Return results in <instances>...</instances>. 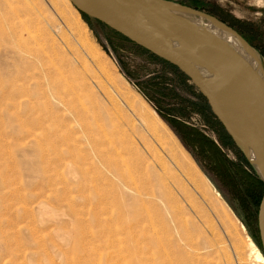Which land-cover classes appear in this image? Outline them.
Instances as JSON below:
<instances>
[{"label": "rangeland", "instance_id": "374dc122", "mask_svg": "<svg viewBox=\"0 0 264 264\" xmlns=\"http://www.w3.org/2000/svg\"><path fill=\"white\" fill-rule=\"evenodd\" d=\"M172 1L236 29L264 66V0ZM77 13L88 33L73 27ZM91 20L63 0H0V264H171L181 258L176 243L202 264H255L248 237L262 252L258 200L242 186L255 171L207 99L186 75ZM16 41L43 50L48 65L21 58ZM60 73L68 99L95 116L99 154L44 88ZM142 115L158 123L163 139ZM110 137L144 170L138 179L168 195L184 240L160 200L136 217L112 203ZM146 236L174 250L158 256Z\"/></svg>", "mask_w": 264, "mask_h": 264}, {"label": "water", "instance_id": "95a60500", "mask_svg": "<svg viewBox=\"0 0 264 264\" xmlns=\"http://www.w3.org/2000/svg\"><path fill=\"white\" fill-rule=\"evenodd\" d=\"M70 1L80 12L177 66L205 96L236 147L264 182V66L257 50L242 34L212 14L172 0ZM182 14L221 24L239 45ZM210 34L228 42V54L209 51L200 44V39ZM258 228L264 254V193Z\"/></svg>", "mask_w": 264, "mask_h": 264}, {"label": "bare ground", "instance_id": "6f19581e", "mask_svg": "<svg viewBox=\"0 0 264 264\" xmlns=\"http://www.w3.org/2000/svg\"><path fill=\"white\" fill-rule=\"evenodd\" d=\"M63 2L68 8L72 10H76V12L79 11L72 4L70 0H63ZM73 16H72L73 27H75L81 34H85L87 32L86 25L84 24L81 15L77 13V15H75L74 17ZM182 16L188 19L189 18L195 19L198 22H200V25L202 26H204L205 21L211 23L210 26H206V27L212 29L221 37L231 41L236 45H239L238 40L230 33L226 32L221 24H218L215 21L205 18L203 16H196V15L190 16L184 14H182ZM218 35L212 34L205 36L203 40L200 39V44L209 51L220 53L223 55L228 54L230 50L228 42H226ZM11 45H12L11 46L12 49H14L18 54H20L21 58H23L24 60L34 59V61H36L39 64L41 63L43 66L48 65L47 60L49 61V56H47L43 50L38 48H33L30 46H23L18 41H16L15 44H11ZM63 77H64L63 74L60 73L59 79L56 83L51 81L48 77L47 82L44 84V88L46 92H48V95L54 98V100L56 101L59 107H62L65 111L73 115V117L75 118V120L77 121L80 127L79 132L87 141L93 144V150H95V152L99 154L100 146L95 140L96 132L94 131L93 124L91 123V120L92 119L94 120L95 116H93L88 110L87 111L80 110L79 108H77L74 101L68 99V95L71 92V87L68 83L69 82L68 79ZM138 95L140 97L139 99H141L144 103H146V101H144V98L140 94ZM128 101L130 102V104H134V102L129 100V98ZM150 120L152 119L149 116L142 115V121L144 122L143 125H145V127L148 129L149 133H151L153 136H155L158 139H163L164 136L159 129L158 123H154ZM115 140L116 139L110 137V184L112 189L114 190L113 197L111 198L112 203L119 206H123L122 213L125 216L136 217V216L149 214L150 206L151 205L157 206L158 204L156 202L160 200L159 202L162 203L161 204L162 207L165 208V212L168 214L169 218L171 219V222L173 224L172 229L174 230V232H177L180 235V228L179 225L177 224L178 220H176L175 217L176 216L175 210L170 206V204H168L169 201L168 195L161 192L160 190L146 186V184H144L142 181H140V179H138L137 175L139 176L140 174L142 175L144 170H141L139 166L134 164L133 162L124 159L125 157L124 153L120 150L121 146ZM150 166H152L151 163H148L146 167L147 172L149 171ZM159 221H160V226L167 227L168 222L167 219L164 217V214L162 215ZM135 230L136 228L130 229V231L132 232ZM141 230L142 232H144V234H146L147 230L149 229H145L142 227ZM248 238L253 250L252 258L254 260V263L264 264V254L255 245L253 240H251L250 237ZM182 240H184V238L180 235L177 241L181 242ZM167 241L164 240V238H160V237L157 240H155L152 237L146 236V243H147L146 245L149 248L153 249V251L158 256H167L168 252L171 250V248H173V245H170ZM175 251L181 252V258L175 259L174 262H172L171 264H202L199 262V260L198 261L194 260L193 255L190 252L186 251L184 247L177 245V243H176ZM143 262H145V260Z\"/></svg>", "mask_w": 264, "mask_h": 264}, {"label": "flooded vegetation", "instance_id": "af4514ba", "mask_svg": "<svg viewBox=\"0 0 264 264\" xmlns=\"http://www.w3.org/2000/svg\"><path fill=\"white\" fill-rule=\"evenodd\" d=\"M254 174H255V176H254L255 179L254 178L251 179L247 185L242 183V186H243V188L244 187L246 188V190H245V188H244V190H245V192L248 193L249 196H247V197L249 200H251L252 198H253L254 202L256 200H258V207H259L263 193H264V184L262 183V180L258 177V175L256 173H254ZM244 209L247 212L246 214L250 215V213H251L250 207L247 205L244 207Z\"/></svg>", "mask_w": 264, "mask_h": 264}, {"label": "trees", "instance_id": "16d2710c", "mask_svg": "<svg viewBox=\"0 0 264 264\" xmlns=\"http://www.w3.org/2000/svg\"><path fill=\"white\" fill-rule=\"evenodd\" d=\"M81 14L84 16V18L85 19H87V20H89V21H92L91 19V17H89L88 15H86L85 13H83V12H81ZM93 20H95V19H93ZM97 23H99L100 25H103V26H106L104 23H102V22H100V21H98V20H95ZM117 33V32H116ZM119 34V33H118ZM120 35V34H119ZM122 36V35H121ZM123 38H125V39H127L128 41H130L128 38H126V37H124V36H122ZM140 49H142L144 52H146V53H149L152 57H154V58H156V59H159L160 61H163V62H165V63H167L168 65H170L172 68H174L175 70H177L182 76H184V77H186L185 76V74L183 73V72H181V70L177 67V66H175L174 64H171L170 62H167L166 60H164V59H162V58H159L157 55H155V54H153V53H151V52H149L148 50H146V49H144V48H142V47H140V46H138ZM204 99H205V97L202 95V94H200ZM206 101V100H205ZM207 102V101H206ZM207 105H208V107L210 108V105L208 104V102H207ZM211 109V108H210ZM213 113V112H212ZM213 115L216 117V115L213 113ZM216 119H217V117H216ZM217 121L221 124V122L219 121V119H217ZM222 125V124H221ZM223 127V126H222ZM223 129L225 130V128L223 127ZM225 132H226V134L228 135V138L230 139V141H232V143L234 144V142H233V140H232V138L230 137V135L227 133V131L225 130ZM235 145V144H234ZM240 151V150H239ZM242 153V152H241ZM242 155H243V158L245 159V161L250 165V163L248 162V160H247V158L244 156V154L242 153ZM251 166V165H250ZM262 183L264 184V182L262 181Z\"/></svg>", "mask_w": 264, "mask_h": 264}]
</instances>
